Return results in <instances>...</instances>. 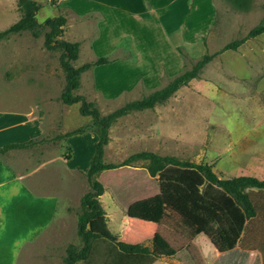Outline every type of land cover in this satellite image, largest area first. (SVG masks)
Returning a JSON list of instances; mask_svg holds the SVG:
<instances>
[{
    "label": "rangeland",
    "instance_id": "rangeland-1",
    "mask_svg": "<svg viewBox=\"0 0 264 264\" xmlns=\"http://www.w3.org/2000/svg\"><path fill=\"white\" fill-rule=\"evenodd\" d=\"M17 1L2 0L0 31L20 18L21 13L18 10ZM33 1L40 6L36 13L39 23L47 18L65 16L66 24L59 39L70 42L80 40L87 48L89 40L101 30L98 28V16L94 14H86L83 17L76 16L64 8L70 4L65 0L62 2L53 0L57 2V6H52L50 0ZM104 1L122 7L133 5L139 10L147 9L148 6L155 8V11L148 14L149 20L146 19L138 23L117 22L108 19L105 31L112 38L128 32L144 37L161 36L168 38L177 51L180 49L178 57L171 59V67L168 65L169 61L162 60L161 74L158 77L160 83L157 89L164 87L177 74L190 68L204 53H214L226 43L242 38L264 18V0ZM88 3V0H83V9L90 8ZM9 39V41L5 40L0 43L1 106L9 107L13 102H16L17 107L25 110L31 104L41 103L46 94H48L49 100L60 101L59 96L65 85L64 74L59 65L61 52L47 50L44 47L43 35L33 38L27 31L13 34ZM203 40L206 46L203 45ZM161 41L163 42V40ZM112 55L126 62L136 60V55L127 37L118 43L110 56ZM89 56L87 50L82 46L78 59L72 62L73 66L79 67L95 59H90ZM8 64L23 66L22 73L18 69V75L12 76ZM216 72L239 83L241 89L232 93L233 98L248 102V99L252 98L259 89L260 83L264 81V33L247 40L235 51H225L217 56L205 68L200 79H194L188 86L181 87L168 99L164 108L154 110L150 115L135 111L114 122L111 126L113 137L121 134L120 138L124 139L128 146L123 155L115 150H108L103 157L104 160H114V163H119L129 154L151 151L176 155L183 160L199 161L207 148L209 152H213L208 156L218 155L220 152L221 158L217 163L216 172H226L227 178L245 175V172H242L243 168L236 164L244 161L238 157L237 150L253 138L252 123L255 108L245 105V112L249 113L245 116L239 113L242 109L241 101L237 103L231 99L227 96L228 93L225 94L224 89L220 92L214 91V93L205 91L203 82L206 81V77L216 79ZM98 74L103 82L112 81L111 74L113 73L111 71L102 70ZM10 79H14L17 84H9ZM113 82L107 83L106 92H109L107 88L113 87ZM116 82L118 83L120 80H116ZM75 94L85 96L87 101L93 102L100 113L105 115L128 102L141 99L147 94V91L144 90L142 82L137 81L132 90L116 92L117 96L109 100L95 90L92 69H90L81 74L80 86ZM152 117L155 120L160 119V123H165L172 118L177 122L169 121L162 125V128L157 130L158 134L162 135L158 138L155 132H150L148 135L147 132H144L147 126L153 124L151 123ZM63 119L68 126L77 127L85 124L88 118L81 116L79 105L74 104L69 107V114ZM226 123L232 130L230 137H225ZM163 128L176 129L179 132L172 134V138H168L163 136L168 134ZM152 135H154L153 142L150 144L141 140L145 137L152 141L150 137L148 138ZM181 140L186 141L187 144L182 143ZM119 141L111 138L110 144L116 145ZM189 143L191 145H188ZM36 151L38 156L39 150ZM120 151L123 152V150ZM6 158L13 160V157L10 156H6ZM141 165L142 162H138L136 167H121L105 171L99 180L105 187V192L99 200L109 231L120 241L148 247L151 253L147 255L123 254L113 247L114 244L110 243L105 245L99 254L100 263L264 264V200L260 202L259 199L260 195H264V190L248 192L250 201L258 211V217L250 219L246 228H243L238 235L233 232L234 237L233 233L229 234L227 224L224 226L225 220L215 206H211V209L200 208L201 203L200 200L198 201L200 190H192L190 198L186 200L181 198L179 204L162 203L159 187V190L153 191L154 183L158 180L153 183L154 180L146 172H143ZM46 179L48 180L46 182L48 183L47 190L66 191L71 199V207L64 209L68 215L64 230L60 231L58 235L49 236L48 246L53 243L50 251L55 246L54 252L57 251L59 259L62 258L63 261L65 248L68 244H73L77 248L81 247V241L76 232V220L80 211L79 197H82L88 190V184L85 175L71 176L64 168L55 165L50 166ZM171 194L174 193L164 192L166 196ZM173 205L179 207L183 213L188 212V217L182 214L180 218L174 214L172 212L175 211ZM194 207L198 209H194ZM188 219L191 222L187 221ZM221 221L222 226H220ZM193 231L196 232L195 236H192ZM232 237L236 239V242L230 248L229 241ZM237 243L239 244L237 245ZM37 247L39 246H36L35 249H41ZM233 248H235L234 252L226 253ZM40 254L41 252L38 255ZM18 264L44 263L37 258L29 260L22 253ZM84 264H92V262Z\"/></svg>",
    "mask_w": 264,
    "mask_h": 264
},
{
    "label": "crops",
    "instance_id": "crops-1",
    "mask_svg": "<svg viewBox=\"0 0 264 264\" xmlns=\"http://www.w3.org/2000/svg\"><path fill=\"white\" fill-rule=\"evenodd\" d=\"M60 1L62 2V0ZM65 2L70 4H67L64 8L70 10L76 16L83 17L86 14H94L99 17L97 23L99 26L98 28H101V30H99L95 37L89 40L87 48L82 41H74L79 43V52L80 48L82 49L83 46L89 53L90 59L110 56L118 43L124 37H127L136 55V60L134 62L117 60L113 63L93 68L92 77L95 90L109 100L117 96L116 92H128L132 90L137 81L142 82V86L144 90L147 91V94L157 90L160 83L158 77L161 74L162 60L169 61L168 65L171 67V59L178 57V51L168 38H162L161 36L144 37L142 35H135L132 32L120 34L112 38L108 35V32L106 33L105 31L108 26V19L128 23H138L146 19L149 20L150 17L148 14L155 11L154 7L148 6L147 9L139 10L133 5L131 7H122L107 3L104 0H88L90 8L85 10L82 7L83 0H65ZM1 3L2 0H0V9ZM4 10L6 9L4 8ZM160 26L163 27L162 25ZM168 26L176 27L175 25ZM11 36L5 40L9 41ZM5 40H1L0 43L5 42ZM161 40H163V42ZM9 66L12 76L18 75V69L21 70L20 73H22L23 66L16 64ZM102 70L111 71L113 73L111 75L113 76L112 81H114V84L113 87L107 88L109 92H106V87H108L107 83H112V81L103 82L102 78L100 79L98 72ZM215 78L216 79L206 77V81L203 82L205 91L214 93V91L220 92V90L224 89L223 91L225 94L228 93L227 96L231 99H234L237 103L241 101L242 109L239 113L245 116L249 115L248 112H245V105L255 108V116L252 123L253 138L252 140L247 139L248 142L240 146L237 150L238 157L242 158L244 161H242V163L240 161V163L236 164L243 168L242 172H245V175L242 176H251L264 182V81L260 83L262 86L260 85L259 89L247 102L233 98L234 96L232 93H234V91H240L241 89L239 83L231 81L223 74L217 72L215 73ZM116 80H120V82L117 83ZM8 83L17 84L14 79H10ZM46 90H44V92L47 93ZM47 95L48 94L44 96V100H41V103L31 104L26 107L25 110H21V107H17L16 102H13L9 107H4L1 106L0 101V147L6 144L24 143L42 138L50 140L46 143L36 144L31 148L13 149L0 155V264H18L22 253H24V257H27L29 260H35L37 258L44 264H63L62 258L59 259L57 255V251L54 252L55 246H53L52 251H50V247L53 243L48 246L49 236L58 235L60 231L64 230L63 228L68 218L64 209L66 207H71L72 204L68 192L47 190V172L50 166L55 165L64 168L71 176H84L94 154V145L97 138L92 133H84L62 140L52 141L57 135L64 134L81 125L77 127L68 126L63 118L69 114V107L71 105L67 106L61 101H51L47 98ZM212 95L210 96L214 97ZM164 107V104H157L153 108L137 110V112H145L147 115H150L154 110L157 111ZM124 116L118 117L115 120ZM169 121L177 122V120L172 118V120H168L165 123H160V119L155 120V118L152 117L151 123L153 124L147 126L144 132H147V135L150 132H155L156 136L159 138V136L161 137L162 135H159L157 130L161 129L162 125H165ZM113 122L109 127V137L120 141L116 145L109 144L105 148L104 156L108 150H115L123 155L128 146L124 139L120 138V136H122L121 134L113 137L114 134L111 133ZM151 126L153 127L151 128ZM163 129L168 132V134L166 133L167 135L165 134L163 136H167L168 138H172V134L179 132L178 130L176 131V129ZM231 131V128L226 123V129L224 130L225 137H230ZM49 135L55 136L48 138L47 136ZM153 136L154 135L148 136L152 141L145 137L141 140L150 144L153 142ZM181 141L187 144L186 141ZM188 145L191 144L189 143ZM36 150H39L38 156ZM120 150H123V152ZM208 150L207 148L204 150V154L199 161L184 160L191 163L208 161L219 179H230L227 178L226 172H216L217 163L221 158L219 155L220 152H218V155L208 156L209 153H213ZM65 154H69L70 157L66 158ZM6 156L13 157V160L7 159ZM34 156H36V158H33ZM103 162L114 163V160L105 161L103 158ZM104 172L99 175L98 180H100V176L104 174ZM143 172H146L144 168ZM150 178L154 180L153 183L155 180H158L157 176ZM154 186L153 191L159 190L158 181L154 183ZM251 190L257 189H247L246 191L248 193ZM80 199L81 197H79V201ZM259 199L260 202L263 201L264 195H260ZM257 217L258 211H256V216L254 218L256 219ZM248 222H250V219L245 222L244 228H246ZM238 244L239 243H237V245ZM36 246H39L41 249H35ZM43 248L44 250H42ZM234 250L235 248L226 253L234 252ZM39 252H41L40 255H38Z\"/></svg>",
    "mask_w": 264,
    "mask_h": 264
},
{
    "label": "trees",
    "instance_id": "trees-1",
    "mask_svg": "<svg viewBox=\"0 0 264 264\" xmlns=\"http://www.w3.org/2000/svg\"><path fill=\"white\" fill-rule=\"evenodd\" d=\"M50 1L52 6H57V2ZM17 5L21 16L8 28L0 31V41L7 39L13 34H20L25 31L29 32L33 38L43 35L44 47L47 50H58L61 52L59 65L64 74L65 85L59 96L60 101L67 106L78 104L79 114L89 118V121L84 125L57 135L52 141L84 133H92L97 138L94 145V154L85 173L88 190L80 199V211L76 220V232L81 241V247L77 248L73 244H68L65 248L63 264H84L87 262L104 264L100 263L99 254L103 251L104 246L110 243L114 244L113 247L123 254L147 255L151 253L148 247L137 243L131 244L120 241L109 231L105 221V213L99 200L105 192V187L98 180L102 172L121 167H136L138 162H142L140 167L144 168L150 177H158V185L162 194L160 201L162 203L179 204L181 198L185 200L190 198L192 190H200L198 199L201 203V205L199 204L200 208L211 209V206H215L225 220L224 226L227 224V227H229L230 235L233 232L236 235L242 232L245 222L256 216L255 208L246 190H264V182L257 178L239 176L230 179H219L207 161L191 163L176 156L159 155L151 151L129 154L119 163H104L103 156L105 148L111 143V138L108 134L109 127L116 118L137 110L153 108L157 104H165L181 87L188 86L194 79H200L205 68L217 56L225 51H235L247 40L263 34L264 18L242 38L226 43L214 53H204L190 68L177 74L164 87L150 92L141 99L128 102L108 114L102 115L93 102L87 101L83 95L75 94V91L80 86L82 73L96 66L113 63L119 60V57L114 55L97 57L93 61L74 67L72 62L78 59L79 43L59 39L66 24L65 16L59 15L47 18L42 23H39L36 19V13L40 8L39 4L33 0H18ZM203 45L206 46L204 40ZM178 52L180 53V49H178ZM49 141L42 138L24 143L6 144L0 147V155L9 150L27 149L36 144ZM69 157L70 155L66 154V158ZM165 191H170L174 194L166 196L164 195ZM194 209L198 208L194 207ZM173 210L175 211L172 212L180 218L182 214L185 217L189 215L188 212L183 213L176 206L173 207ZM187 221L191 222L189 219ZM220 226H222V221ZM235 234L233 233L232 235L235 237ZM195 235L196 232L193 231L192 236ZM107 241L109 242L107 243ZM235 242L236 239L232 237L229 241L230 248L234 246Z\"/></svg>",
    "mask_w": 264,
    "mask_h": 264
}]
</instances>
